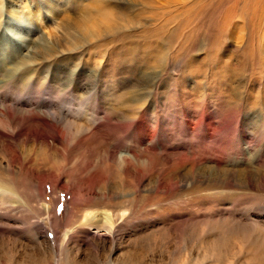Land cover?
Listing matches in <instances>:
<instances>
[{"label": "rangeland", "instance_id": "obj_1", "mask_svg": "<svg viewBox=\"0 0 264 264\" xmlns=\"http://www.w3.org/2000/svg\"><path fill=\"white\" fill-rule=\"evenodd\" d=\"M2 2L0 264H264V0Z\"/></svg>", "mask_w": 264, "mask_h": 264}, {"label": "bare ground", "instance_id": "obj_2", "mask_svg": "<svg viewBox=\"0 0 264 264\" xmlns=\"http://www.w3.org/2000/svg\"><path fill=\"white\" fill-rule=\"evenodd\" d=\"M3 0H0V16L2 15V12H9L8 14H12V12H13V10H12V4L11 3H9L8 5H5L4 6V4H3V2H2ZM246 1H248V0H245V2ZM260 2V0H249V2H247V3H245V4H254V5H256V4H258ZM262 5V4H261ZM260 8V7H259ZM254 9H255V7H254ZM258 9V8H257ZM104 10V13H103V15L107 18V16L110 14V12L112 11L111 9H107V8H105V7H102V11ZM256 10V9H255ZM237 10H236V7H235V5L233 6V8H231V10H230V12L232 13V12H236ZM257 11V10H256ZM262 11V10H261ZM253 12V11H252ZM117 17L119 18V19H121L119 22L118 21H116L117 22V24L115 23V24H109L108 26H106V28H105V32L106 33H110V34H113V35H115L117 38H118V36H119V34H120V29H121V27H122V25H121V21H123L124 23H125V20H124V18H123V16H122V14H120V15H117ZM225 18V17H224ZM86 20V19H85ZM117 20V19H116ZM123 24V23H122ZM180 24V23H179ZM178 24V25H179ZM184 27V25H182L181 26V28H183ZM78 30L80 31V33L78 34V37L75 39L74 37H73V43L71 44V46H74V45H76V44H80V43H83L85 40L87 41V39H90L92 36H93V34L90 32V30H88V29H81V28H78ZM175 34H177V32L175 33ZM167 35V34H166ZM182 35H183V32H181V35H180V37H182ZM165 38V37H164ZM173 38V37H172ZM177 39H180V38H177ZM164 41H163V44L165 43V45L167 44V49H168V51L169 50H171L172 48H175V47H173V45H172V39L171 38H169V37H166L165 39H163ZM174 43H175V41H173ZM178 42V41H177ZM177 42L175 43V44H177ZM162 43V42H161ZM162 46V45H161ZM176 46V45H175ZM164 47H166V46H164L163 45V48L161 47L160 48V46H158L157 44L152 48L153 50H155V52H161L163 49H164ZM125 48L126 47H121V48H119V52L118 53H115L113 50H114V48L113 49H110V52H109V58H110V62L111 63H113L112 65L113 66H117V67H120V68H124V66H123V64L125 63V55H126V52H127V50H125ZM121 65V66H120ZM8 77H10V78H12V76L10 75V76H8ZM6 78V77H5ZM104 216H105V220H106V223L108 224V221L110 220L109 219V217H110V215H108L107 213L106 214H104Z\"/></svg>", "mask_w": 264, "mask_h": 264}]
</instances>
